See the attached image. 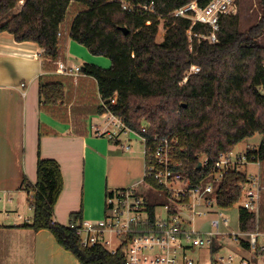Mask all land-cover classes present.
Wrapping results in <instances>:
<instances>
[{
	"label": "trees",
	"instance_id": "1",
	"mask_svg": "<svg viewBox=\"0 0 264 264\" xmlns=\"http://www.w3.org/2000/svg\"><path fill=\"white\" fill-rule=\"evenodd\" d=\"M20 1L0 0V33L9 32L18 42L37 43L54 73L64 59L68 38L91 54L111 60L109 68L82 65L83 73L94 78L97 93H92L91 83L74 85L71 81L70 86L56 74L46 75L42 81L41 107H52L55 117H67V105L77 93V105L72 109L79 122L74 125L76 133H86L88 103L95 107L89 108L91 112L103 114L110 109L136 131L146 124L150 136L178 139L176 159L194 183L212 175L214 160L220 154L261 133L260 145L248 147L247 154L261 161L260 227L264 228V45L259 41L264 34V0L261 20L246 32L240 29L239 14L222 16L216 43L194 35L190 39L192 20L171 14L193 0H126L135 5L154 1L151 11L124 10L120 0H25L19 5ZM210 1L199 0V5ZM72 7L73 15L68 19ZM161 23L165 35L159 42ZM192 30L194 34L210 32L202 24ZM192 65L200 71L183 83ZM203 158L209 163L199 166ZM248 181L242 171L228 172L218 186L217 203L222 207L238 203ZM24 185L34 212L26 227L51 231L57 243L81 264H126L125 244L116 254L100 245L86 248L74 229L55 221V206L63 191L57 160L40 158L36 183L25 180ZM73 219L80 220L81 215L74 213ZM240 219L244 230L254 229L253 213L242 209Z\"/></svg>",
	"mask_w": 264,
	"mask_h": 264
},
{
	"label": "built area",
	"instance_id": "2",
	"mask_svg": "<svg viewBox=\"0 0 264 264\" xmlns=\"http://www.w3.org/2000/svg\"><path fill=\"white\" fill-rule=\"evenodd\" d=\"M120 2L122 8L129 11H151L154 4V1L149 5H135L126 0ZM24 3L25 0H21L19 5ZM237 10V0H211L206 6H200L199 0H193L171 14L192 20L188 30L190 39L194 35L216 43L219 41L221 17L234 15ZM196 24L209 27L210 32L207 35L194 34L192 28ZM199 71V66L192 65L182 82L186 83L190 75ZM55 73L76 80L83 71L79 65L60 61ZM88 128L98 137L109 140H121L122 135L134 136L144 145L142 182L145 187L143 193L137 188L139 184L109 190L106 214L100 220H70L66 225L78 233L83 247L100 245L116 254L125 244L126 264H254L253 259L245 253L254 251L253 255L264 254V242H260V237H264V230L260 227L261 161L257 156L249 157L244 153L234 157L233 151L222 153L214 160L212 175L194 183L176 159L177 138L157 134L150 136L146 124L136 131L110 109L102 114V122H91ZM250 162L256 163L259 170L255 175L246 174L249 181L243 187L241 199L245 200L239 208V220L241 222L240 211L245 209L254 214L255 227L244 230L241 226L239 233L225 231L221 226L230 222L225 212L234 205L222 207L217 203L218 186L228 172L241 171V165ZM208 163L209 159L203 158L201 166ZM146 193L152 195L151 200L144 198ZM114 238L119 241L115 248ZM233 243L237 244L236 251H228ZM196 247L210 249L206 262L188 256V252Z\"/></svg>",
	"mask_w": 264,
	"mask_h": 264
},
{
	"label": "crops",
	"instance_id": "3",
	"mask_svg": "<svg viewBox=\"0 0 264 264\" xmlns=\"http://www.w3.org/2000/svg\"><path fill=\"white\" fill-rule=\"evenodd\" d=\"M75 42L67 39L62 61L72 63V51H80ZM42 51L35 42H18L9 32L0 33V264H81L72 252L57 243L51 231L26 227L34 212L25 221L21 215L15 219L3 212L6 203L14 208H26L28 203L32 208L24 181L36 183L40 158H53L61 167L63 191L55 206L54 219L64 225L74 213L90 221L102 219L106 214L107 192L136 185L140 175L122 167L132 160L123 154L126 141L109 140L90 132V123L102 119V114L89 110H95L93 103H88L85 134L74 131V125L79 123L72 112L77 105V93L67 105V117L53 116L52 107L42 109V81L46 75L56 74L48 69ZM81 52L87 56L86 51ZM86 59L91 61L86 63L111 66L106 61ZM71 78L74 85L91 83L92 93L97 91L93 77L83 73L76 80ZM128 140L138 139L131 136ZM138 166L141 172L139 161Z\"/></svg>",
	"mask_w": 264,
	"mask_h": 264
},
{
	"label": "rangeland",
	"instance_id": "4",
	"mask_svg": "<svg viewBox=\"0 0 264 264\" xmlns=\"http://www.w3.org/2000/svg\"><path fill=\"white\" fill-rule=\"evenodd\" d=\"M262 0H237L238 3V10L236 14H239L240 16V29L241 31H248L250 30L251 27L255 26L262 18L263 15V9L261 5ZM74 12V8L72 7L69 11V16L68 19H71L72 15ZM165 31L162 27V23L160 25L159 33L157 35V41H162L164 39ZM259 41L261 44L264 45V34L259 38ZM75 45H77L80 48V51H72L71 55V61L72 63L76 65H83L86 62H91L87 61V57L91 59H98L100 61H106L108 63L107 66L111 65V60L103 55H93L89 52V50L82 44H79L75 42ZM86 51L85 56L82 52ZM85 58V59H84ZM98 64V63H96ZM98 65H101L100 63ZM103 66V65H101ZM67 83L71 86L72 78H66ZM95 123H100L102 122V119L98 121H93ZM131 137L130 135H122L121 138L125 142H127L126 146L123 147L124 151L123 154L126 155V157L131 158L132 160L126 161L124 164H122V167L126 169L127 171H130L132 173H140L139 179L137 184L138 190H140L142 193L144 191V183L142 182L144 178V155H143V150H144V145L138 141V140H133L130 142L128 138ZM136 138V137H135ZM263 135L261 133H256L254 136L249 137L239 144H237L233 150L234 157L240 154L247 153V148L248 146L252 147H258L262 141ZM137 139V138H136ZM129 141V142H128ZM130 144V149L127 147ZM134 158H137L139 163H141V172H140V166L137 167L138 161H136ZM240 170L244 172L245 174L251 176L257 174L259 170V166L256 163H247L245 165H241ZM136 184V185H137ZM152 192V189H150ZM144 195V194H143ZM151 194L144 195V198L146 200H151L152 198ZM165 200H167L166 197H163ZM244 198H242L236 205H234L233 208H230L225 212V216L229 217L230 222L227 225H222L221 229L228 231V232H235L239 233L240 232V227H241V222L239 220V208L240 206L243 205ZM4 214L9 213L11 214L15 219H18L19 215L22 216V220H24L25 217L32 218L33 214V209L30 208L29 204H26V208L20 207V208H14L12 204L6 203L4 207L2 208ZM25 221V220H24ZM264 230V228H261ZM260 242H264V237H260ZM119 245L118 238H114L113 240V247H117ZM237 244L233 243L232 246L228 251H236L235 247ZM209 248L206 247H196L195 249L191 250L188 252V256L195 259V260H201L202 262H206L208 259V252ZM254 251H248L245 254L249 256L250 258L253 259L254 264H264V254L262 255H253Z\"/></svg>",
	"mask_w": 264,
	"mask_h": 264
},
{
	"label": "water",
	"instance_id": "5",
	"mask_svg": "<svg viewBox=\"0 0 264 264\" xmlns=\"http://www.w3.org/2000/svg\"><path fill=\"white\" fill-rule=\"evenodd\" d=\"M122 29H123V31H124L125 33H128V29H127L126 27H123ZM199 166H201V163H200Z\"/></svg>",
	"mask_w": 264,
	"mask_h": 264
}]
</instances>
